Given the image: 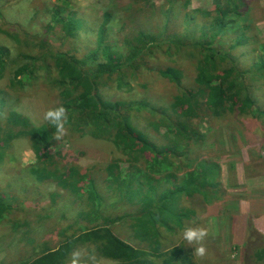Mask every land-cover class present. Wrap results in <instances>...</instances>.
Segmentation results:
<instances>
[{"label": "trees", "instance_id": "trees-1", "mask_svg": "<svg viewBox=\"0 0 264 264\" xmlns=\"http://www.w3.org/2000/svg\"><path fill=\"white\" fill-rule=\"evenodd\" d=\"M87 1L92 9H101L102 1L106 0ZM132 1L152 7L150 15L157 12L150 0ZM182 1L183 5L180 7L184 11H179L176 15L173 13L175 6H179L178 0H165L160 4L163 6L159 8L157 16L162 21L163 28L158 30L159 33L145 30L130 34L126 32L121 39V50L115 51L106 42V31L113 23L114 14L103 8L101 17L89 23L95 30L96 48L86 50L82 55L81 50L75 48L76 53L83 57L80 67L76 66L73 61L75 59L71 60L66 51L54 52L48 49L49 45H45V40L37 39L36 42L33 39L35 45L44 47L45 51L41 50L35 55L21 53V57H18L20 64L16 67L17 58L11 52L7 54L0 46V79H3L4 74H9L10 86L14 88V92L24 94L26 85L35 87L34 91L42 86L56 90L55 107L62 105L65 108L64 126L71 131L56 138L57 141H69L76 134L101 140L106 147L112 148L103 169V186H97L92 176L97 178L100 171L91 172L81 168L75 159L67 158L64 152H60V156L68 164L60 165L56 157L49 154V140L57 135L54 126L46 120L44 126L35 127L17 109L4 112L9 101L0 94V176L5 173L9 160L11 170L17 172L10 179L30 181L36 185H53L55 188L68 190L79 199L84 198L87 209L81 210L79 218L80 222L90 226L78 228L77 234L68 233L70 229L61 223L62 212L65 211L66 214L73 210L77 214V209L49 203L50 205L38 210L40 220H35L34 223L43 225L50 222V226L46 227V235L56 230L55 239L61 240L52 247L44 239V247L36 250L33 246L34 238L29 237L19 225L13 226L11 223V217L16 211L18 217L22 214L27 216L33 207L25 206L14 195L4 194L0 185V223H10L11 226H8L15 233L21 232L23 240L27 244L28 241L31 242L29 246L32 251L27 260H11L6 263L0 261V264H67L70 254L80 245L93 246L100 256L112 260L114 264H194L193 261L198 259L199 254L195 249L201 247V241L193 242L192 247H188L185 241L177 247H168L170 243L176 242L171 239L163 241V231L170 235L173 232L183 235L186 228L201 229L200 225L196 228L187 227L186 222L193 213H189L190 209L186 208L194 209L193 206L171 208L169 204L174 200L181 202L182 198L190 200L202 196L205 203L212 205L218 201L217 198L206 191L202 193L203 188L214 189L218 176L220 181L217 182L223 191L222 196H225L230 184L220 178L222 171H219L218 164L223 163L220 159L216 161L218 164L211 160L204 161L205 152L199 151L202 147L186 141L193 136L196 140L192 127H195V121L200 119L199 114L202 112L215 120L238 113L237 116L242 119L258 122L249 126L264 134V99L259 95L264 90V41H257L255 26L250 24V17L241 12L245 7L243 0H224L223 3L216 0L208 10L190 9L187 6L189 0H179ZM181 12L183 14L180 20L184 27L182 32L168 31L173 17L179 18ZM132 14H126L123 22L131 24L133 18L137 17L135 12ZM80 17L71 0H55L47 12L43 28L48 36L67 39L72 46L79 38L80 31L88 30ZM228 33L232 34L231 44L228 49L226 45L220 46L221 52H217L215 40L229 35ZM9 37L18 45L28 41L20 39L17 34ZM26 37L30 38L29 35ZM246 46H250V50L240 51ZM160 52L176 59L183 53L194 62V71L187 86L181 82L183 70L176 63L174 66L162 65L161 68H153L154 63H148L149 60L157 61L156 55ZM245 55L252 60V65L247 68L241 67L240 63L244 62ZM49 63L54 67L50 71L45 67ZM42 69L45 70L44 73ZM146 71L149 73H144ZM155 71L176 91L169 100L170 115L161 105H150L141 100L109 102L98 93L97 85L105 78H113L118 89L127 87L130 90L129 77L141 73L147 76ZM200 111L202 112L199 113ZM134 112L151 114L155 118L149 121L153 131L156 133L164 129L163 137L171 136L170 140L157 139L155 142V139L137 131L133 122L138 117L131 115ZM17 138H27L34 154V162L22 168L14 151L17 149ZM190 187H194V190H190ZM216 194L215 192L214 196ZM56 195V190L50 193L52 202ZM100 195L118 200V203L139 204L141 207L132 218L106 216L101 212ZM7 201L18 204V208L13 210ZM115 208L116 206L112 207V210ZM198 217L196 215L193 219ZM21 224L22 227L30 226L27 219ZM119 224L131 233L127 237L137 241L138 247L130 246L121 238L124 230L116 229ZM57 225L61 228H57ZM247 232L248 235L253 234L250 238L258 235L251 226H248ZM244 247L247 248V244ZM246 257H253L255 264H263L264 248L254 250L253 255L247 254Z\"/></svg>", "mask_w": 264, "mask_h": 264}, {"label": "rangeland", "instance_id": "rangeland-1", "mask_svg": "<svg viewBox=\"0 0 264 264\" xmlns=\"http://www.w3.org/2000/svg\"><path fill=\"white\" fill-rule=\"evenodd\" d=\"M55 0H0V46L3 50L11 52V54L17 58L15 60V66L20 64L21 53H31L33 55L39 53L41 50L45 51L44 47L40 48L35 45L33 41L45 40V45L48 49L56 51H66L71 57V60L76 62V66L80 67V62L83 57L79 56L75 48L80 49L81 55L96 48L95 43V30L89 23L97 21L101 17V10H108L113 12L114 19L113 23L110 24V28L106 31L107 39L106 42L112 50H121L122 42L121 39L125 36L126 32L136 33L139 30L149 31L150 33H157L163 28L157 12L162 2L165 0H150L151 6H154L156 14L150 15L152 7L144 6L143 4H137L132 0H109L102 1L100 8H91L87 0H71L72 4L75 5L77 13L81 16V20L86 23L88 30L80 31L79 38L73 42L70 46L69 40H60L59 37L48 36L43 28V23L46 21V15L48 10L53 6ZM216 0H189L187 6L190 9L208 10L212 8L213 2ZM219 3H223L224 0H217ZM245 7L242 8L241 12L245 13L250 17V24L255 26L254 33L258 37L259 41H264V0H243ZM175 6L174 15L178 14L179 11H184L180 5H183V1L179 2ZM136 13V18H133L132 23L129 24L124 21L126 14ZM159 13V12H158ZM174 18L169 23V30L175 33H181L184 27L181 25V16ZM199 18V17H198ZM200 19V18H199ZM203 21L202 19H200ZM123 23V24H122ZM179 24V25H178ZM249 24V23H248ZM93 28V29H92ZM59 30L58 28H55ZM109 31V32H108ZM16 32V33H14ZM9 33V35H7ZM159 33V32H158ZM170 33V32H168ZM17 34L20 39L25 38V43L18 45L11 37ZM229 34V33H228ZM27 35L30 38L26 37ZM35 37V38H34ZM48 37V38H45ZM38 39V40H37ZM219 40H215V49L217 52H221L220 46H227L231 44L232 34L227 36L218 37ZM31 43H30V42ZM28 43L29 45H27ZM39 43V42H38ZM30 44H34L33 46ZM156 45V43H155ZM18 47V48H17ZM250 46L241 48L240 51L247 52L250 50ZM174 49V48H173ZM227 52V51H226ZM102 58L101 54L99 55ZM250 56L245 55L243 58L244 62L241 63V67L247 68L252 65ZM82 58V59H81ZM157 61H148V63H154V67L161 68L163 66H177L182 68L183 74L181 82L184 85H188L192 72L194 71V62L187 59V57L181 53L179 56L170 57L168 54L160 52L156 55ZM12 59V58H11ZM94 64V63H93ZM45 65V64H44ZM48 66V67H47ZM45 65L47 70L54 69L52 63ZM93 66V65H92ZM161 66V67H160ZM158 69V68H157ZM9 70V69H8ZM43 73L45 70H41ZM8 72V71H7ZM144 73H149L148 71ZM141 73L135 77H129L130 82L129 88L118 89L112 79H103L99 81L97 85L98 93H101L104 100L109 102L115 101H145L150 105L162 106L163 109L167 110V114H171L169 110V100L176 94L175 89L169 83H166L162 77L159 76L158 72L155 71L153 74L144 76ZM9 74H4L3 79H0V91L2 98H5L8 103L7 107H4V112L10 109H17L22 115L29 118V121L35 126L40 127L46 124L45 113L52 108H55L57 104L56 90L42 88L34 91L35 87H24V94L17 91V87L14 92L10 86ZM103 82L104 84L102 85ZM144 85V86H141ZM125 86V85H124ZM146 87V88H145ZM145 88V89H144ZM144 89V90H143ZM260 97L264 99V90L260 92ZM103 99V98H102ZM200 111L199 113H201ZM131 115H136L138 119L133 124L138 128L137 131L142 133L144 136H149L154 141L157 139H168L163 137L164 129L155 133L152 127L149 125V121H153L155 118L148 113L134 112ZM139 115V116H138ZM236 115V114H235ZM234 114H228L218 120L211 118V115L199 114L200 119L195 121V127L192 130L196 134L195 136L187 139V143L194 144L202 147L199 151L204 153V161H218L219 159L223 163L216 162L219 165V171H222L220 178H222L227 184H230V188L225 196L221 190L220 181L218 176L216 177V184L214 189L209 187L208 189L203 188V192H208L213 198H217L218 201L212 205L205 203L200 197H194L192 199L182 198L174 200L169 207H184V205H191L194 209L187 207L190 215V220L186 222L187 227H197L200 225L201 229L205 230L207 235L201 241V246L205 249L203 256L199 255L198 259L193 261L194 264H255L253 257L247 258L246 255H253L254 250H262V244H251L250 236L247 232L248 226L264 228V134L259 130H253L252 126L258 122L248 121L246 118L242 119L241 116H235ZM262 123V121H261ZM249 126V127H247ZM65 132L70 133L65 126ZM74 138L69 141H57L56 137L49 140L48 152L53 154L60 165L68 164L60 156V152H64L67 158L75 159L77 163L83 169L91 170V172L100 171L97 173V178L92 176L93 181L97 186H103L102 176L104 174L103 169L107 164L109 153L112 151L111 147H106L101 140H95L89 137H83L80 135L73 136ZM17 149L16 157L19 159L21 164L25 167L26 164L34 162V154L30 149V141L27 138L15 139ZM222 150V151H221ZM226 152H229L226 154ZM195 154V153H194ZM64 155V156H65ZM196 155V154H195ZM5 168V173L0 176V185L2 192L7 195H14L19 200L23 201L25 206H32L33 210L30 214H22L18 217L17 211L11 217L12 225H19L21 229L29 234V237L34 238L33 246L36 250L43 248L42 242L47 239L52 247L56 246L61 239H55L56 230L53 233L46 235V227L50 226V222L46 224L35 225V220H40L38 210L41 207L47 205L57 204L61 207L75 208L78 213H74L71 210L70 213L62 212L61 223L66 227L68 233L77 234V229L81 227L90 228L85 225L84 222H80L81 210H86L85 199H79L77 196L72 195L71 192L65 189H59L53 187V185H36L30 181H18L10 179L9 177L15 175V170H11L10 161ZM230 162L231 164H225ZM58 166L60 167V165ZM204 169V167H203ZM233 169V171H232ZM17 173V172H16ZM24 175V174H23ZM105 187V186H104ZM58 193L54 197V202L50 199V193L55 191ZM190 190H194V187H190ZM215 192L217 193L215 196ZM101 204V212L106 216H120L123 218H132L131 216L137 215L140 209L139 204H127L126 202H119L118 200L99 196ZM219 202V203H218ZM222 202V203H221ZM16 210L18 204L8 203ZM37 204V205H36ZM116 206L115 210L112 207ZM155 206V205H154ZM156 207V206H155ZM198 215L199 217L193 219ZM77 216V219H76ZM263 217V218H261ZM27 219L30 222V226L22 227V221ZM15 220V221H14ZM19 221V222H17ZM17 222V223H15ZM7 225V226H6ZM10 223H0V261L6 263L7 261H21L27 260L32 254L31 246H29L25 240H23L22 233H15L14 230L9 228ZM13 225V226H14ZM61 228L60 226H56ZM119 224L116 229L124 230L121 238L132 247H138V242H134V239H130L129 232L123 226ZM161 229V227H159ZM73 231V232H72ZM261 232V231H260ZM121 234V233H118ZM258 234V233H256ZM261 235V234H259ZM163 238L166 241L168 239L173 240L174 244L168 247H174L181 245V242L185 241L188 247H192V243L184 239V235L178 234V232L170 233L163 231ZM242 239L244 241H242ZM253 239V238H252ZM248 241V242H247ZM245 243V244H243ZM247 244V248L244 245ZM75 252H80V264H114L111 260H107L100 256L93 246L91 245H80L77 246ZM74 253V252H73ZM73 253L70 254L67 264H72ZM95 257L93 262L90 257ZM264 264V263H263Z\"/></svg>", "mask_w": 264, "mask_h": 264}, {"label": "clouds", "instance_id": "clouds-1", "mask_svg": "<svg viewBox=\"0 0 264 264\" xmlns=\"http://www.w3.org/2000/svg\"><path fill=\"white\" fill-rule=\"evenodd\" d=\"M65 108L61 105L52 109H49L45 113V120L49 122L50 125L54 126L56 129V138L59 139L64 135L65 129H64V119H65ZM184 239L189 242V244L193 242H199L202 241L207 233L203 229H193V228H186L184 231ZM195 251L203 256L205 254V249L201 246L198 249H195ZM80 252H74L73 253V259L72 264H80ZM90 259L94 262L95 257H90Z\"/></svg>", "mask_w": 264, "mask_h": 264}, {"label": "crops", "instance_id": "crops-1", "mask_svg": "<svg viewBox=\"0 0 264 264\" xmlns=\"http://www.w3.org/2000/svg\"><path fill=\"white\" fill-rule=\"evenodd\" d=\"M263 213H264V208L262 209ZM263 218V217H261ZM253 229L255 230V233H258L257 236H255L253 239L251 238V240L249 242H251V244H262L264 248V228H260V227H253ZM261 231V232H260ZM261 234V235H259ZM242 241H244L242 239Z\"/></svg>", "mask_w": 264, "mask_h": 264}, {"label": "bare ground", "instance_id": "bare-ground-1", "mask_svg": "<svg viewBox=\"0 0 264 264\" xmlns=\"http://www.w3.org/2000/svg\"><path fill=\"white\" fill-rule=\"evenodd\" d=\"M226 51V50H225Z\"/></svg>", "mask_w": 264, "mask_h": 264}]
</instances>
